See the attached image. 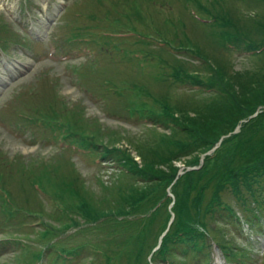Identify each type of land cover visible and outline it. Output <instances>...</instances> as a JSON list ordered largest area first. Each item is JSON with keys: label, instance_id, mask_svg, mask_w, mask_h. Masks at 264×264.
I'll use <instances>...</instances> for the list:
<instances>
[{"label": "rangeland", "instance_id": "obj_1", "mask_svg": "<svg viewBox=\"0 0 264 264\" xmlns=\"http://www.w3.org/2000/svg\"><path fill=\"white\" fill-rule=\"evenodd\" d=\"M219 8L240 18L256 11L264 14V4L254 0H0V160L5 157L10 167L3 168L8 175L0 185V197L5 196V186L14 198L13 204L19 207L12 209L14 216L18 214L17 220L26 216L25 225L19 222L10 225L11 231L0 229V264H104L107 257L113 261L117 258L116 264H147L145 258H124L132 243L128 242L130 235L123 221L130 218L122 220L125 215H113L121 208V201L115 198V191H107L125 175L114 164L109 167L105 163L102 167L100 158L97 164L98 160L91 155L93 150L85 149L86 152L59 136L54 142L44 141L43 126L64 130L71 116L80 117L87 125L84 131L92 138L95 136L93 139L126 151L139 164L141 157L152 160L154 155L147 149L137 148L138 144L153 140L155 134L136 110L139 103L156 110L160 99L184 113L210 97L185 85H173L170 89L173 78L163 80L169 68L155 65L167 66V42L182 43V47L191 50L195 49L196 39L208 42L202 36L203 29ZM173 32L178 34L175 39L170 37ZM260 35H254L255 41H259ZM156 40L162 43L158 51L152 47ZM51 46L58 47L56 55L65 53L69 58H54L53 48L49 55ZM200 50L213 63L216 57V63L229 76L235 70L264 73V54L251 56L233 48L215 56L206 45ZM148 53H152L153 66L148 62ZM175 58L184 60L181 63L187 70L207 73L189 56ZM153 71L160 74L155 77L151 75ZM22 102L26 103L25 109H21L25 118L19 121L20 110L14 112L13 108H21ZM30 130L37 136L34 140L28 137ZM44 165L51 172L44 180L46 184L35 178ZM60 191L65 194L64 199L60 198ZM243 193L239 202L229 191L220 193L235 213L225 211L222 205L213 214L219 221H212L207 215L209 226L225 244L236 242L246 246L243 264H264V207H238L251 203L250 193ZM74 194L93 217L107 214L108 227H93L84 222L81 214L69 210L71 202L63 200ZM5 210L9 209L0 207L1 217ZM27 210L32 211L31 215H26ZM237 216L246 223L229 222ZM160 223L159 218L153 224L155 231ZM247 223H251L252 232L247 231ZM103 231L109 238L116 236L115 239L103 242ZM154 236L152 233L150 238ZM246 239L248 242L242 241ZM125 244L128 247L122 249ZM68 250H74L73 254L65 253ZM175 252L172 264H180V251L176 248ZM207 252L210 258L211 250ZM214 253L212 261L197 262L226 264L220 252ZM227 260L228 264L232 262L231 257ZM159 264L163 262L160 260Z\"/></svg>", "mask_w": 264, "mask_h": 264}, {"label": "trees", "instance_id": "obj_2", "mask_svg": "<svg viewBox=\"0 0 264 264\" xmlns=\"http://www.w3.org/2000/svg\"><path fill=\"white\" fill-rule=\"evenodd\" d=\"M254 1H262L264 4V0ZM221 10L219 8L213 11L207 21V27L203 29L208 32L206 35L209 43L223 46L225 42H229L236 49H244L248 52L264 47V14L259 15L255 12L240 18L232 11ZM258 33L261 34L258 36L260 39L255 41L254 35L257 36ZM170 34L177 36L175 32ZM194 46L195 53L207 60L205 66L200 67L207 73L200 74L181 66L174 70L172 75L181 79L182 82H194L199 85L202 83V87L209 90L210 93L207 94H210V97L204 98V101L184 113L181 112V108L172 109L168 103L163 104L160 100L157 101L160 106L155 110L153 121L166 128L167 132L163 130L157 132L159 130L152 127L149 131L155 133L154 139H148L137 145V148L143 147L154 155L151 157L152 160L142 159L140 151L137 150L136 154L141 157L139 164L126 151L93 139L95 136L92 138L93 135L84 131L87 125L81 122L80 117L71 116L64 129L66 134L69 133L68 135L78 142H86V145L91 147L102 145L104 153H112L110 157L121 161L126 168L127 173L123 176L126 178L122 181L119 178L118 183L107 191L109 193L115 191V198L121 201V208L113 215H125L122 220L127 217L132 218L125 219L123 222L126 224L127 235L136 240L142 255L150 250L160 232L166 227L167 219L165 218L156 231L155 228L153 229L158 212L149 218L141 215L147 213L159 200L164 199L167 202L162 192L167 185L165 181L168 183L170 180L165 179L173 178L177 168L171 157L179 159L183 157L182 160L186 165H197L200 155L212 149L223 136L219 145L210 154L205 155L201 168L187 171L180 178L181 180L176 182L175 187L179 185L183 188L179 192L175 191L177 196L174 208L175 219L163 238V249L157 254L167 257L174 238L181 230H188L191 233L196 225L207 226V214H201V206H199L205 192L209 193V198L216 207L224 203L219 195L224 191L231 192L238 202L244 191L250 193L248 197L252 202L257 204L264 202L262 199L264 198V108L248 121H240L257 111L258 107H264V73L235 70L229 76L219 65L216 57L218 62L216 63L213 59V63L210 56L202 52L210 58L208 59L201 53L202 45L195 42ZM262 54H264V48L258 53V55ZM238 123L241 124L240 130L232 133ZM0 166L2 167H0V183H4L8 170L3 168L9 169V167L1 161ZM49 173L50 170H40L35 178L46 184L44 180ZM129 182L132 184H127ZM3 188L11 202L15 203L6 187L3 186ZM255 194L261 197L260 202ZM59 196L61 199L65 198V194L61 191ZM65 202H71V205L67 207L73 210L75 215L82 212V215L87 218L93 217L75 194L63 200V203ZM223 208L230 213L234 211L228 202L223 204ZM5 213L8 211L5 210ZM105 215L107 214L102 216ZM136 216L139 217L136 218ZM152 233L155 236L150 238ZM144 258L145 256L142 260Z\"/></svg>", "mask_w": 264, "mask_h": 264}]
</instances>
